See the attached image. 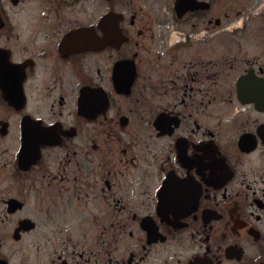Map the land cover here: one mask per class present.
Wrapping results in <instances>:
<instances>
[{
	"label": "flooded vegetation",
	"instance_id": "obj_1",
	"mask_svg": "<svg viewBox=\"0 0 264 264\" xmlns=\"http://www.w3.org/2000/svg\"><path fill=\"white\" fill-rule=\"evenodd\" d=\"M0 264H264V0H0Z\"/></svg>",
	"mask_w": 264,
	"mask_h": 264
},
{
	"label": "rangeland",
	"instance_id": "obj_2",
	"mask_svg": "<svg viewBox=\"0 0 264 264\" xmlns=\"http://www.w3.org/2000/svg\"><path fill=\"white\" fill-rule=\"evenodd\" d=\"M26 243H28V240L26 241ZM29 243H32V242H31V239L29 240ZM22 244H24V242H23Z\"/></svg>",
	"mask_w": 264,
	"mask_h": 264
}]
</instances>
